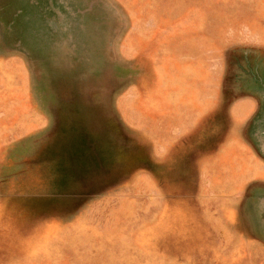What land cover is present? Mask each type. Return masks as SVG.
Listing matches in <instances>:
<instances>
[{
  "label": "rangeland",
  "instance_id": "1",
  "mask_svg": "<svg viewBox=\"0 0 264 264\" xmlns=\"http://www.w3.org/2000/svg\"><path fill=\"white\" fill-rule=\"evenodd\" d=\"M0 264H264V0H0Z\"/></svg>",
  "mask_w": 264,
  "mask_h": 264
},
{
  "label": "trees",
  "instance_id": "2",
  "mask_svg": "<svg viewBox=\"0 0 264 264\" xmlns=\"http://www.w3.org/2000/svg\"><path fill=\"white\" fill-rule=\"evenodd\" d=\"M35 3L33 1L25 2L22 6V10L18 15L25 19L26 25L21 23V27L18 26L20 34L29 42H35L44 38L42 24H40V14L32 10V6ZM28 6V9L26 8ZM29 18V20H28Z\"/></svg>",
  "mask_w": 264,
  "mask_h": 264
},
{
  "label": "crops",
  "instance_id": "3",
  "mask_svg": "<svg viewBox=\"0 0 264 264\" xmlns=\"http://www.w3.org/2000/svg\"><path fill=\"white\" fill-rule=\"evenodd\" d=\"M246 99H248V98H245V97L242 98V99L240 98L239 100H237V102H238V101H241V100H246ZM198 104H200L199 106H201V102H199ZM242 111H243V110H242ZM242 111H241L240 113H242ZM240 113H239V114H240Z\"/></svg>",
  "mask_w": 264,
  "mask_h": 264
}]
</instances>
